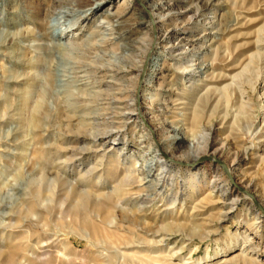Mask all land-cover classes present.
<instances>
[{
  "label": "rangeland",
  "instance_id": "1",
  "mask_svg": "<svg viewBox=\"0 0 264 264\" xmlns=\"http://www.w3.org/2000/svg\"><path fill=\"white\" fill-rule=\"evenodd\" d=\"M142 3L0 0V264H264V0Z\"/></svg>",
  "mask_w": 264,
  "mask_h": 264
},
{
  "label": "bare ground",
  "instance_id": "2",
  "mask_svg": "<svg viewBox=\"0 0 264 264\" xmlns=\"http://www.w3.org/2000/svg\"><path fill=\"white\" fill-rule=\"evenodd\" d=\"M124 1H126V0H124ZM136 1H138L140 4H143L142 2H143V0H136ZM129 2H130V0H129ZM103 8V3L102 2H99V3H96V4H93V7H92V9L90 10L92 13H96V12H98V11H100L101 9ZM108 8H109V6H108ZM122 9V8H121ZM178 13H180V11H177L176 13L174 12L173 14L174 15H176V14H178ZM154 7L151 9V11H150V15H151V19H152V24L156 27L157 26V24H159V23H162V22H164V20H165V17H163V18H159V19H156L155 17H154ZM171 15V14H170ZM107 16L108 17H110V18H118L119 17V14L118 13H116V12H114V13H112V14H110V13H108L107 14ZM169 16V15H168ZM167 16V17H168ZM178 17V16H177ZM86 17H84V19H85ZM196 18V17H195ZM119 19V18H118ZM153 26V27H154ZM164 27V26H163ZM159 32V31H158ZM58 37H60L61 35H57ZM155 40V39H154ZM154 42V41H153ZM158 42V41H157ZM152 56V55H151ZM149 59H151L150 58V56H149ZM151 62V61H150ZM152 63V62H151ZM142 66H143V61H141V63H140V68H139V75L137 74V77L139 76H146V78L149 76V71H148V73H147V75L145 74V70L142 68ZM140 73H141V75H140ZM137 80H139V79H137ZM123 93V92H122ZM113 98V97H112ZM140 98V97H139ZM112 100H114V99H112ZM131 102V112L130 113H125L124 115H123V117L125 118V119H130V117L132 116V115H134L135 113H136V111H137V109H135L134 108V106H136L135 105V100L132 98L131 100H130ZM137 101H138V99H137ZM109 102V101H108ZM116 102V101H115ZM110 104V103H109ZM119 116V115H118ZM122 116V115H121ZM121 116H120V118H121ZM119 118V117H118ZM143 121V120H142ZM104 137V136H103ZM98 139V138H97ZM106 141H108V140H115L116 139V133H112V132H109V133H106V136H105V138H104ZM104 140V141H105ZM94 141V140H93ZM97 141V140H96ZM94 143V142H93ZM96 143V142H95ZM104 144V143H103ZM111 146V148H112V150L113 151H115L117 148H116V144L115 143H111L110 144ZM102 146V145H101ZM104 146V145H103ZM98 148V147H97ZM110 148V149H111ZM189 148L190 149H194L195 147L193 146V145H191V146H189ZM109 149V150H110ZM112 151V152H113ZM110 152L111 151H104V153L102 154V157H101V161H103L104 159H106V158H108V156H110V155H112V153L110 154ZM114 153V152H113ZM161 154H164V153H161ZM120 154H118L117 155V157L120 159ZM211 157V156H210ZM165 159H167V160H169V161H171V159L169 158H165ZM164 159V157L163 156H159V160L160 161H158V165H159V171H160V175L162 176V175H164V173H165V171L166 170H168V169H170V168H172L171 166H170V164L168 165V161H166ZM212 159V162H216V163H218L219 164V162L220 161H218V160H216V159H213V158H211ZM100 161V162H101ZM126 160L125 159H123L121 162H120V165H121V168H122V172L124 173L123 174V176H122V178L118 181V182H116V184L113 186V187H111L112 188V190H111V192H110V194L109 195H106V194H102V193H100V194H102L103 196L102 197H98V195H100L99 194V191H98V195L96 196V198L97 199H95V200H97V201H95L94 200V203L92 204V208H94L95 210H97V211H99L100 213H101V211L102 212H104V216H103V220H105L106 222L107 221H109V219H110V217L112 216V212H110V214H111V216H110V214H109V207H106L107 206V202H109L110 201V203H111V201L112 200H114L115 201V203H117L118 201H119V203H120V200H122L126 195H128L129 194V192L131 191V189H130V186H131V182H133V183H139V184H142L143 183V181H144V179L142 178V177H140V176H138V175H136L135 173H134V171L132 170V168L131 167H129L128 165H126V162H125ZM104 162V161H103ZM106 162V161H105ZM107 163V162H106ZM198 163H200V160H198V158L197 157H195V158H193V162L192 163H188V164H185L186 165V167H190V166H193L195 169V171H197L198 170ZM221 163H222V161H221ZM100 164V163H99ZM224 164V163H223ZM101 165V164H100ZM108 165V164H107ZM65 167V166H64ZM104 167H105V165H104ZM226 167V166H225ZM193 169V168H192ZM227 169V168H226ZM100 171V170H99ZM89 172V171H88ZM95 172V171H94ZM97 172V171H96ZM103 172V171H102ZM227 172H228V169H227ZM87 173V172H86ZM195 173V172H194ZM229 173V172H228ZM84 174V173H83ZM90 174H92V173H90ZM89 174V175H90ZM87 175V174H86ZM85 175V176H86ZM107 175V174H106ZM200 175V174H199ZM109 176V175H108ZM83 177V176H82ZM112 177V176H111ZM114 177V176H113ZM112 177V178H113ZM119 177V176H118ZM120 178V177H119ZM80 179H81V177H80ZM85 179V178H84ZM107 179V178H106ZM105 179V180H106ZM165 179V178H164ZM164 179L162 178L159 182H158V184H160L161 183V187L163 186V183H164ZM201 179V178H200ZM213 180H214V178H212ZM88 180V179H87ZM83 181V180H82ZM89 181V180H88ZM117 181V180H116ZM203 181V180H202ZM80 182V181H79ZM186 182H187V184L189 185V187H190V189H193V191H194V189H196V185H198L200 182H199V179H198V175L197 174H193V173H189V175H188V178L186 179ZM211 182V181H210ZM217 182V181H216ZM81 183V182H80ZM97 184H98V182H97ZM211 184V183H210ZM207 185V184H206ZM84 186V185H83ZM142 186V185H141ZM213 186L214 185H210L209 187H208V190H209V192H208V195L209 194H212L213 192H214V190H213ZM65 190H67V189H65ZM134 192H136V191H134ZM197 192V191H196ZM72 193V190L71 189H68L67 190V195H69V194H71ZM77 192H75V194H76ZM215 193H216V191H215ZM85 194H87V193H85ZM78 195V194H77ZM81 195V194H80ZM204 195V194H203ZM214 195V194H213ZM83 196V195H82ZM85 196V195H84ZM87 196V195H86ZM215 196V195H214ZM67 197V196H66ZM90 197V196H89ZM203 197V196H202ZM201 197V198H202ZM219 197V196H218ZM79 198V197H78ZM84 198V197H83ZM206 198V197H205ZM80 199V198H79ZM78 199V201L77 202H74L75 203V209L77 208H80V207H84L85 206V201H88V199H80L79 200ZM100 199V200H99ZM221 200H223V199H221ZM79 202V203H78ZM207 202V201H206ZM235 202H236V199H235ZM78 203V204H77ZM114 203V204H115ZM231 203V202H230ZM33 205V204H32ZM234 205V204H233ZM109 206V205H108ZM111 207V206H110ZM111 209L112 208H110V211H111ZM262 210V212L264 213V209H261ZM93 211V210H92ZM94 213V212H93ZM35 214V213H34ZM78 215V214H77ZM98 217V216H97ZM100 217V216H99ZM81 219V218H80ZM82 219H83V217H82ZM112 219V218H111ZM100 220V219H99ZM93 221V220H92ZM80 222H81V220H80ZM112 222V221H111ZM93 223V222H92ZM101 223H104V222H101ZM83 224L86 226V227H90L92 224H91V222L89 221V220H87V219H84L83 220ZM105 225L106 224H108V223H104ZM93 225H94V223H93ZM103 225V224H102ZM113 225V224H112ZM97 226V225H96ZM93 229H95L96 230V227H94L93 226ZM98 230V229H97ZM25 232V231H24ZM23 232V233H24ZM11 233V232H10ZM25 234V233H24ZM19 238H21V239H19V240H21V242H22V238H23V235H22V237H19ZM18 240V241H19ZM14 241H17V239H15ZM20 242V243H21ZM26 242V241H25ZM25 242H23V243H25ZM17 243V242H16ZM19 243V242H18ZM17 243V244H18ZM22 243V244H23ZM15 247H17V246H15ZM23 248V247H22ZM16 251H19V250H16Z\"/></svg>",
  "mask_w": 264,
  "mask_h": 264
},
{
  "label": "water",
  "instance_id": "3",
  "mask_svg": "<svg viewBox=\"0 0 264 264\" xmlns=\"http://www.w3.org/2000/svg\"><path fill=\"white\" fill-rule=\"evenodd\" d=\"M219 164L223 167V169L227 172V169H226V167H225V165L223 164V163H221V162H219ZM228 173V172H227ZM232 183L233 184H235L233 181H232ZM257 204V203H256ZM257 206H259L258 204H257ZM259 209H260V206H259ZM264 214V213H263Z\"/></svg>",
  "mask_w": 264,
  "mask_h": 264
}]
</instances>
